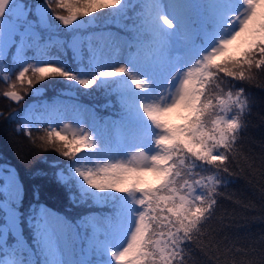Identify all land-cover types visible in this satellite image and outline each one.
I'll return each mask as SVG.
<instances>
[{"label":"snow or ice","instance_id":"snow-or-ice-1","mask_svg":"<svg viewBox=\"0 0 264 264\" xmlns=\"http://www.w3.org/2000/svg\"><path fill=\"white\" fill-rule=\"evenodd\" d=\"M97 13L130 22L125 35H81ZM60 25L70 41L48 35ZM0 73L16 104L63 78L116 107L108 117L78 103L25 110L16 131L68 160L58 169L40 157V175L73 206L110 209L75 221L39 200L25 211L17 175L0 168V264H264V235L241 244L220 203L238 180L264 200V139L249 136L254 89L264 91V0H0ZM173 113L184 122L171 124Z\"/></svg>","mask_w":264,"mask_h":264},{"label":"trees","instance_id":"trees-1","mask_svg":"<svg viewBox=\"0 0 264 264\" xmlns=\"http://www.w3.org/2000/svg\"><path fill=\"white\" fill-rule=\"evenodd\" d=\"M70 63L75 69L76 64L74 62ZM0 82H3V80H0ZM59 84L60 86L54 92V96L63 95L71 99L76 97L79 101H86L84 98L87 95L86 90L74 89L73 93L66 92L67 87L65 84L63 82H59ZM48 89H50V86L46 85L41 93H31V90H28L27 92L21 91V95H47L50 94ZM254 92L258 105L253 112V127L249 129V136L253 141L259 142L264 139V124H261L259 119L260 115H264V112H261L264 103H260V101H264V91L256 88ZM10 101L0 94V111L4 112V116L7 117L6 119H0V168L14 169L22 185L23 208L25 211H29L30 207L35 206L37 200L46 207L64 210L62 200L68 198L63 190L50 179L40 175L43 163L40 157L47 158L46 164L48 166L55 164L58 169L63 168L65 165L62 161L64 157L50 151H37L31 147L25 135L26 129L16 131L17 121L15 123L8 116ZM18 121L21 124L23 118L18 117ZM33 135H38L35 129H33ZM255 151L259 153L258 146ZM229 195L232 196L231 200L222 198L220 201L229 212H235L234 219L236 223L229 230V235L234 236L241 244L246 243L247 238L258 239L261 235H264V200L260 198L258 190L254 191L246 181L238 180L226 190L225 197ZM246 204L249 206L245 207Z\"/></svg>","mask_w":264,"mask_h":264},{"label":"rangeland","instance_id":"rangeland-1","mask_svg":"<svg viewBox=\"0 0 264 264\" xmlns=\"http://www.w3.org/2000/svg\"><path fill=\"white\" fill-rule=\"evenodd\" d=\"M24 3L30 4V5H36L39 3H43L44 0H23ZM111 10H105V12H110ZM62 14H67L66 12H63ZM97 16L99 17L97 26H93L87 29V31L82 32L81 35H87L88 32H97V31H111L115 34H119L121 36L125 35V30L123 28V24L130 23L128 21H114L109 23L106 16H102L100 13H97ZM54 23L59 25V21H54ZM117 25H120L119 27ZM48 35H51L55 39H61L64 41H70L72 38V32L70 29L65 28L64 26L60 25L58 30H55ZM242 41H237L236 44L232 46V51L235 54H238L240 51H242L241 47ZM70 52V50H69ZM3 73H0V76H2ZM2 80V79H0ZM63 80V81H62ZM59 82H63L65 86L67 87L66 92L74 91V89H80L78 86L72 84L70 85L68 82H66L63 78H55V79H46L45 81L36 84V88L40 89L38 93H41L43 91V88L47 85L50 86V89L48 91L50 94L47 95H29L24 96V99L20 101L19 104H16L15 102L10 101L9 105V112L13 114H18V117L23 118L26 114L25 110L29 109L33 112V114H39L45 105H49L52 103H58V104H68L71 105L73 103H78L83 106L93 107L96 110L103 109L104 111H109L110 113L113 111H116V107L113 106L112 98L106 94L103 93V91L99 92H92L91 90H86L87 95L84 97L86 101H79L76 97L68 98L63 95H56L54 96V92L59 88L60 84ZM6 85L3 82H0V93H2L4 90H6ZM82 90V89H80ZM31 93H34V91L31 90ZM26 94V93H25ZM99 113V111H97ZM100 115L104 116V112H100ZM18 123V126L20 122L18 121V118L14 120V122ZM169 122L173 125H178L183 123V119L178 114H171L169 117ZM63 163L65 164L63 168L68 163L67 158H63ZM8 169V168H5ZM14 170L13 168H11ZM15 172V171H14ZM16 174V173H15ZM145 181L147 185H153L157 182L156 176L152 173H145ZM2 183V182H1ZM2 198V196H0ZM63 209L64 210H58L54 209L52 207H48L53 212L58 213L62 216H65L71 220H79L81 217L86 215H94V216H102L109 212L110 206L108 204H80L77 206H73L72 203L69 201V199L62 200Z\"/></svg>","mask_w":264,"mask_h":264}]
</instances>
